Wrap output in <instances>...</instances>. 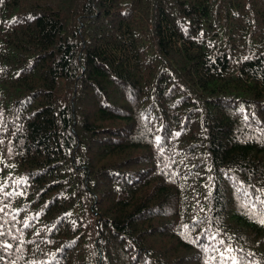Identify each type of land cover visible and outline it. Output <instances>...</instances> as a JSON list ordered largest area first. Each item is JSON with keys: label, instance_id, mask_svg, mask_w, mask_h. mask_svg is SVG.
<instances>
[{"label": "trees", "instance_id": "1", "mask_svg": "<svg viewBox=\"0 0 264 264\" xmlns=\"http://www.w3.org/2000/svg\"><path fill=\"white\" fill-rule=\"evenodd\" d=\"M264 0H0V264H264Z\"/></svg>", "mask_w": 264, "mask_h": 264}, {"label": "snow or ice", "instance_id": "2", "mask_svg": "<svg viewBox=\"0 0 264 264\" xmlns=\"http://www.w3.org/2000/svg\"><path fill=\"white\" fill-rule=\"evenodd\" d=\"M261 222L264 223V220H262ZM233 264H235V260H233Z\"/></svg>", "mask_w": 264, "mask_h": 264}]
</instances>
